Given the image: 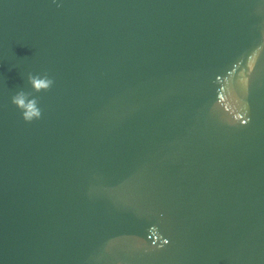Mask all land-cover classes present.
<instances>
[{
    "label": "water",
    "instance_id": "obj_1",
    "mask_svg": "<svg viewBox=\"0 0 264 264\" xmlns=\"http://www.w3.org/2000/svg\"><path fill=\"white\" fill-rule=\"evenodd\" d=\"M0 264H264V0H0Z\"/></svg>",
    "mask_w": 264,
    "mask_h": 264
},
{
    "label": "clouds",
    "instance_id": "obj_2",
    "mask_svg": "<svg viewBox=\"0 0 264 264\" xmlns=\"http://www.w3.org/2000/svg\"><path fill=\"white\" fill-rule=\"evenodd\" d=\"M28 81L35 92L48 90L53 84V80L47 75L42 77L39 74L33 75L31 73L28 75ZM30 96L31 93L21 90L11 98V102L22 111V118L27 122L41 117V109L38 107L37 98L34 96L29 98Z\"/></svg>",
    "mask_w": 264,
    "mask_h": 264
}]
</instances>
